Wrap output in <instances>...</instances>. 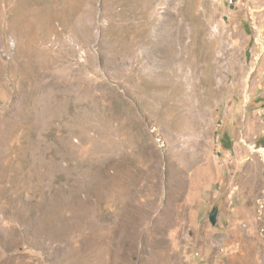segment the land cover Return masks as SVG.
<instances>
[{
  "label": "rangeland",
  "instance_id": "374dc122",
  "mask_svg": "<svg viewBox=\"0 0 264 264\" xmlns=\"http://www.w3.org/2000/svg\"><path fill=\"white\" fill-rule=\"evenodd\" d=\"M251 144L264 0H0V264H264Z\"/></svg>",
  "mask_w": 264,
  "mask_h": 264
},
{
  "label": "bare ground",
  "instance_id": "6f19581e",
  "mask_svg": "<svg viewBox=\"0 0 264 264\" xmlns=\"http://www.w3.org/2000/svg\"><path fill=\"white\" fill-rule=\"evenodd\" d=\"M131 11V10H130ZM137 11V10H136ZM125 12H126V10H125ZM130 13V12H129ZM130 17V16H129ZM179 23V22H178ZM183 25V24H182ZM182 30V29H181ZM179 32V31H178ZM183 33V32H182ZM180 35V34H179ZM178 35V36H179ZM181 42V41H180ZM167 45V44H166ZM171 45V44H170ZM154 54H155V58H156V60H158V61H161L162 59H163V61H164V54H165V50L159 45V44H157V45H155V52H154ZM160 72V71H159ZM250 148H251V150L253 151V152H260V153H262V155L264 156V147H258L257 145H255V144H251L250 145ZM258 168V167H257Z\"/></svg>",
  "mask_w": 264,
  "mask_h": 264
},
{
  "label": "water",
  "instance_id": "95a60500",
  "mask_svg": "<svg viewBox=\"0 0 264 264\" xmlns=\"http://www.w3.org/2000/svg\"><path fill=\"white\" fill-rule=\"evenodd\" d=\"M217 215H218V208L214 207L213 210L210 212V220L213 224L217 222Z\"/></svg>",
  "mask_w": 264,
  "mask_h": 264
},
{
  "label": "built area",
  "instance_id": "2783aa9c",
  "mask_svg": "<svg viewBox=\"0 0 264 264\" xmlns=\"http://www.w3.org/2000/svg\"><path fill=\"white\" fill-rule=\"evenodd\" d=\"M231 3H233V0H230Z\"/></svg>",
  "mask_w": 264,
  "mask_h": 264
}]
</instances>
